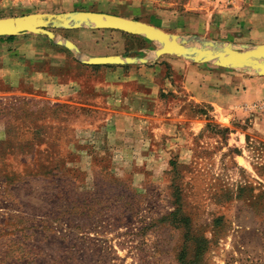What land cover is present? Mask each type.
<instances>
[{"label":"rangeland","instance_id":"rangeland-1","mask_svg":"<svg viewBox=\"0 0 264 264\" xmlns=\"http://www.w3.org/2000/svg\"><path fill=\"white\" fill-rule=\"evenodd\" d=\"M84 9L187 45L264 41V0H0V18ZM85 32L56 34L79 45ZM92 33L83 56L156 48ZM37 67L10 87L0 80V264H179L181 248L194 264H264V120L161 116L164 99L150 102L159 117L134 116L128 92L103 79L111 71L72 60Z\"/></svg>","mask_w":264,"mask_h":264},{"label":"crops","instance_id":"crops-1","mask_svg":"<svg viewBox=\"0 0 264 264\" xmlns=\"http://www.w3.org/2000/svg\"><path fill=\"white\" fill-rule=\"evenodd\" d=\"M81 12H95L118 16V14L105 10L84 9ZM24 14L27 15L30 13L20 15ZM251 19L256 23L254 17H251ZM247 20H249V16H247ZM84 30L89 32L83 33L84 36L88 37L87 40H84L86 41L85 44L82 42V44L78 45L67 36L60 39L69 41L83 54L82 52L91 44V41L94 42L96 40V38H91V36H94L92 32L103 31L128 35L116 30L89 29L87 27L78 29H54L51 31L56 38H59L56 34L57 31L72 32ZM30 36L33 37H27L26 34L0 37V80L5 87H10L11 84H15L17 79L14 80V76L19 75V73L22 76L25 75L28 77L31 74L30 69L36 65L39 68L43 63L52 62L57 65L72 60L77 65L85 68L92 69L89 66H99L96 69L111 71V74H108L103 79L114 83L119 88V93L123 91L128 92V105L137 109L133 113L134 116L148 114L159 117V113H151L150 102L154 103L164 99L167 101L166 107L168 111L161 116H179L188 112L195 116V118L198 116H202L205 119L210 116L215 119L221 117L225 120L227 126H231L233 121L238 123L247 118L253 119L251 121L254 123V128L263 123L264 114H261L260 117L256 116L258 112L262 111L252 108L251 105L259 103L262 100L264 101V76H257L235 69L215 67L211 63H193L171 55L154 57L153 52L157 47L152 49L145 47L143 50L135 48L123 54L82 55L83 57L117 56L136 60L144 59L145 62L143 63L137 61L125 64L84 65L79 62L74 53L63 46L57 45L41 35L31 34ZM35 36L38 39H35ZM3 37H13V39L7 40ZM28 40L32 41L33 44L31 51L33 52L32 57L34 59L27 60V56L21 50V47ZM45 42L48 44L47 47ZM259 43L264 44V41ZM65 54H69L71 57L67 58ZM43 73L44 71L42 70H36L33 72V75ZM151 97L154 98V101L149 100ZM151 105L153 109V104ZM262 108L264 109V106ZM110 115L108 118L111 117ZM112 130L114 131L115 128L111 126L107 129L109 132Z\"/></svg>","mask_w":264,"mask_h":264},{"label":"water","instance_id":"water-1","mask_svg":"<svg viewBox=\"0 0 264 264\" xmlns=\"http://www.w3.org/2000/svg\"><path fill=\"white\" fill-rule=\"evenodd\" d=\"M109 29L128 35L141 36L147 41L156 43L154 57L171 55L193 63H211L215 67L253 72V75L264 76V44L254 47L242 46L241 51L229 45L216 46L215 43L203 41L201 45H187L184 40L169 35L151 25L122 18L115 15L95 12H67L59 14L32 13L21 16L0 18V37L33 34L46 37L55 44L63 46L76 55L84 65L125 64L145 62L144 59L107 57H83L80 51L69 41L56 38L54 29Z\"/></svg>","mask_w":264,"mask_h":264},{"label":"trees","instance_id":"trees-1","mask_svg":"<svg viewBox=\"0 0 264 264\" xmlns=\"http://www.w3.org/2000/svg\"><path fill=\"white\" fill-rule=\"evenodd\" d=\"M130 37L134 38V39H138L140 41H145L144 39H142L141 37H138V36H130ZM3 38L7 39V40L13 39V37H3ZM89 67L92 68V69H96L99 66H89ZM209 126H210L209 123L205 124V128H208ZM220 129L223 130V131H227L226 128H220ZM171 216H172V214H171ZM180 222H181V225L183 226V229H184V233L182 235L183 236V240L186 241L188 238L191 237L189 235V229H188V225H187V218L181 217L179 219V221L176 222V223H180ZM184 254H185L184 249L181 248L180 251H179V254L177 256V259H176L177 262H179V264H194L195 263V259H193V258H185Z\"/></svg>","mask_w":264,"mask_h":264},{"label":"built area","instance_id":"built-area-1","mask_svg":"<svg viewBox=\"0 0 264 264\" xmlns=\"http://www.w3.org/2000/svg\"><path fill=\"white\" fill-rule=\"evenodd\" d=\"M257 109H261L264 106V102L259 103L257 105H255ZM255 106L253 105L252 108H255Z\"/></svg>","mask_w":264,"mask_h":264}]
</instances>
